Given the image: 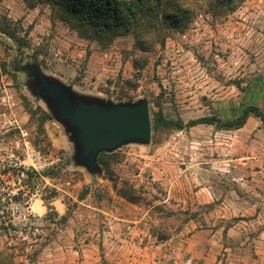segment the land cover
<instances>
[{"label":"rangeland","instance_id":"obj_1","mask_svg":"<svg viewBox=\"0 0 264 264\" xmlns=\"http://www.w3.org/2000/svg\"><path fill=\"white\" fill-rule=\"evenodd\" d=\"M0 14L27 40L18 49L0 35V62L15 73L0 74V195L8 192L0 199V250L10 264H264V150H249L264 139V125L253 114L243 129L223 125L264 101V0L192 2L186 22L164 25L163 41L145 52L129 32L105 46L80 36L47 3L0 0ZM25 63L79 93L146 98L150 142L109 152L110 172L99 162L102 173L92 178L16 70ZM158 111L183 124L211 115L220 122L152 129ZM21 128L50 164L44 176L20 182L27 207L7 199L17 184L9 161L23 158ZM123 186L133 188L131 199ZM73 251L74 261L58 259Z\"/></svg>","mask_w":264,"mask_h":264},{"label":"trees","instance_id":"obj_2","mask_svg":"<svg viewBox=\"0 0 264 264\" xmlns=\"http://www.w3.org/2000/svg\"><path fill=\"white\" fill-rule=\"evenodd\" d=\"M197 0H24L28 7H34L40 3H47L51 9V16L62 22L68 23L78 34L86 39L96 40L101 46H105L110 41L121 34L131 33L134 36L136 46L147 51L154 41L160 42L164 39L162 29L164 25L184 24L189 17L191 4ZM213 5H221L225 2L234 3L242 0H209ZM5 35L11 39L18 49L27 45V40L18 34L17 28L13 26L5 14H0V35ZM1 43V39H0ZM137 64V62H135ZM7 73L15 75L4 61L0 62V74ZM253 114L258 117L264 125V113L253 104L243 106L237 118L224 122L228 128L241 127L247 117ZM45 118L50 114L45 113ZM220 118L211 115L203 116L188 121L183 124L181 120L166 119L160 111L156 112L152 118V129L158 126L167 128H182L183 126H193L198 123L216 124ZM111 153L102 152L98 156V161L102 164L104 171L110 172L108 159ZM50 169L40 175L27 171L25 179L29 182L34 176H44ZM16 182V180H14ZM120 194L126 199H131L133 188L123 186ZM8 193L7 191L4 192ZM18 195L8 196V200H20L22 192ZM1 193L0 199L2 195ZM5 206L0 202L1 207ZM2 217V215H0ZM10 223V221H8ZM11 225V223H10ZM11 256L0 250V264H10Z\"/></svg>","mask_w":264,"mask_h":264},{"label":"water","instance_id":"obj_3","mask_svg":"<svg viewBox=\"0 0 264 264\" xmlns=\"http://www.w3.org/2000/svg\"><path fill=\"white\" fill-rule=\"evenodd\" d=\"M30 92L46 105L73 145L72 160L92 178L102 173L98 156L128 144H148L151 137L149 103L146 98L117 101L79 93L71 85L46 74L36 63H25Z\"/></svg>","mask_w":264,"mask_h":264},{"label":"built area","instance_id":"obj_4","mask_svg":"<svg viewBox=\"0 0 264 264\" xmlns=\"http://www.w3.org/2000/svg\"><path fill=\"white\" fill-rule=\"evenodd\" d=\"M106 56L107 54L104 53ZM20 146L23 152V158H12L9 161L10 170L7 172L11 178L16 179V186L10 191L11 196L18 195L19 190L23 191V185L20 183L26 177L27 171L40 175L42 172L49 169L50 164L45 160L41 152L35 147L31 140L30 134L26 129L19 130ZM13 171V173L11 172ZM15 182V181H14ZM15 182V183H16ZM27 200L16 201L17 205L26 206ZM2 212V210H0Z\"/></svg>","mask_w":264,"mask_h":264},{"label":"crops","instance_id":"obj_5","mask_svg":"<svg viewBox=\"0 0 264 264\" xmlns=\"http://www.w3.org/2000/svg\"><path fill=\"white\" fill-rule=\"evenodd\" d=\"M252 104H254V105H256V106H258L261 110H262V112L264 113V101L263 100H258V101H254V102H252ZM249 119H250V116H248L247 117V119H246V122L244 123V125L242 126V127H240V128H238V129H236V131L237 130H240V129H243V128H245V127H247V125H249ZM262 128H260L259 130H261ZM236 133V132H235ZM258 135V134H257ZM260 137H262V138H264V134H260ZM257 144L256 143H253L252 145H251V147L249 148V150H251L250 152H263V150H264V139H261V140H257ZM93 249V247H87L86 249L84 248L82 251H83V253H85L86 252V254H84V255H86V256H88V257H90L91 259H93V260H95V258H94V251L92 250ZM90 251V252H89ZM92 251V252H91ZM77 251H73V254H72V256H70V253H63V256L62 257H59L58 259L60 260V261H66V262H69V261H74V253H76ZM88 253V254H87ZM92 253V254H91ZM67 258H69V260H65V259H67ZM54 259H56L55 257H54ZM62 259V260H61ZM91 259H89V258H86L85 260H84V262L85 263H89V262H91L92 260ZM63 263V262H62ZM83 263V262H82Z\"/></svg>","mask_w":264,"mask_h":264}]
</instances>
